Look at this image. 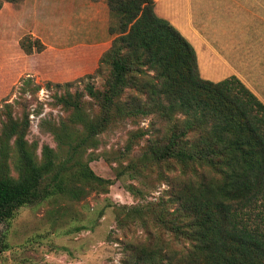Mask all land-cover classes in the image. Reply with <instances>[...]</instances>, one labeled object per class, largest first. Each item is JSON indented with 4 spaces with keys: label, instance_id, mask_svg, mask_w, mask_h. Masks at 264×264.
I'll use <instances>...</instances> for the list:
<instances>
[{
    "label": "rangeland",
    "instance_id": "374dc122",
    "mask_svg": "<svg viewBox=\"0 0 264 264\" xmlns=\"http://www.w3.org/2000/svg\"><path fill=\"white\" fill-rule=\"evenodd\" d=\"M116 22L106 0L0 4V171L20 178V138L44 171L29 199L0 215V264H126L127 249L152 233L168 242L175 259L187 245L151 210L176 205L170 188L183 177L181 166L153 162L148 152V137L167 136L172 121L136 102L145 99L141 75L121 86L110 61L98 69L117 36L110 31ZM239 79L264 102V78ZM89 85L114 92L108 109L88 94ZM91 124L97 132L79 145ZM197 139L192 133L183 144L200 145ZM73 151L59 191L51 176ZM83 164L110 181L90 182Z\"/></svg>",
    "mask_w": 264,
    "mask_h": 264
},
{
    "label": "trees",
    "instance_id": "16d2710c",
    "mask_svg": "<svg viewBox=\"0 0 264 264\" xmlns=\"http://www.w3.org/2000/svg\"><path fill=\"white\" fill-rule=\"evenodd\" d=\"M106 3L117 16L110 27L117 36L101 55L98 69L110 61L115 83L121 86L131 76L141 75L144 89L140 92L145 99L137 97L136 102L148 109L145 113L172 121L173 128L167 136L148 137L151 161L173 162L183 174L177 188H170L169 202L176 205L159 211L151 208L166 232L175 231L187 242L180 257L175 259L168 242L152 233L145 243L127 249L124 262L264 264V102L236 76L216 81L201 77L194 47L156 14L154 0ZM87 88L108 109L114 92ZM108 120L109 115L103 116L99 125ZM99 125L91 124L79 145ZM192 133L201 144L187 147L183 142ZM18 144L24 162L19 167L20 178L0 171V215L9 216L12 207L24 204L44 173L30 158L22 138ZM73 154L51 176L59 191L65 190L61 171L68 169L64 165ZM81 175L90 182L110 181L93 173L87 164L81 165Z\"/></svg>",
    "mask_w": 264,
    "mask_h": 264
},
{
    "label": "crops",
    "instance_id": "0c3cea01",
    "mask_svg": "<svg viewBox=\"0 0 264 264\" xmlns=\"http://www.w3.org/2000/svg\"><path fill=\"white\" fill-rule=\"evenodd\" d=\"M154 8L192 44L201 77L264 78V0H154Z\"/></svg>",
    "mask_w": 264,
    "mask_h": 264
}]
</instances>
